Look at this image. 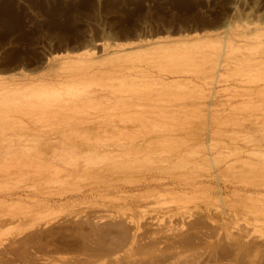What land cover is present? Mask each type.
Here are the masks:
<instances>
[{
	"label": "rangeland",
	"instance_id": "1",
	"mask_svg": "<svg viewBox=\"0 0 264 264\" xmlns=\"http://www.w3.org/2000/svg\"><path fill=\"white\" fill-rule=\"evenodd\" d=\"M0 264H264V0H0Z\"/></svg>",
	"mask_w": 264,
	"mask_h": 264
}]
</instances>
